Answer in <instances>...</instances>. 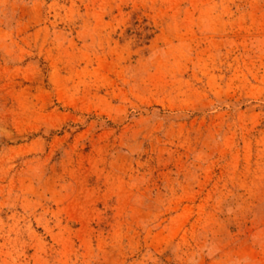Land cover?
Wrapping results in <instances>:
<instances>
[{
	"label": "rangeland",
	"instance_id": "obj_1",
	"mask_svg": "<svg viewBox=\"0 0 264 264\" xmlns=\"http://www.w3.org/2000/svg\"><path fill=\"white\" fill-rule=\"evenodd\" d=\"M0 264H264V0H0Z\"/></svg>",
	"mask_w": 264,
	"mask_h": 264
}]
</instances>
